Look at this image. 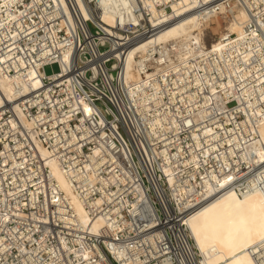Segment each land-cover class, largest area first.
Segmentation results:
<instances>
[{
	"label": "built area",
	"instance_id": "1",
	"mask_svg": "<svg viewBox=\"0 0 264 264\" xmlns=\"http://www.w3.org/2000/svg\"><path fill=\"white\" fill-rule=\"evenodd\" d=\"M14 1L7 10L0 0V75L35 72L40 85L0 107V264H190L185 222L204 202L195 197L205 180L229 171L218 172L224 154H206L209 143L199 139L198 148L191 134L208 126L232 143L246 119L240 104L229 94L195 121L184 104L192 96L200 101L206 89L192 85L195 73L177 81L160 72L146 83L148 102L130 97L123 70L128 51L171 23L143 27L136 3L122 9L124 0H80L83 17L76 0ZM229 3L245 10L250 47L235 35L223 42L252 52L246 65H262L261 76L264 0H212L205 7L219 13ZM157 8L170 13L164 5ZM104 13L113 17L111 24ZM226 19L236 21V12ZM162 55L164 60L156 53L148 61L170 70L169 57ZM208 62L211 77L221 80L222 61ZM53 65L58 71L46 75ZM256 79L254 71L244 85L251 93L248 104L264 93V80L257 85ZM258 109L264 113V102ZM51 160L73 173L70 184L90 219H104L98 233L74 221L46 166Z\"/></svg>",
	"mask_w": 264,
	"mask_h": 264
},
{
	"label": "bare ground",
	"instance_id": "2",
	"mask_svg": "<svg viewBox=\"0 0 264 264\" xmlns=\"http://www.w3.org/2000/svg\"><path fill=\"white\" fill-rule=\"evenodd\" d=\"M1 1L7 10L15 2ZM139 1L140 4L137 0H124L121 8L124 9L127 2L136 3V8L140 10L139 17L143 18V27L148 23L153 27L168 21L171 23L128 51L123 70L124 84L129 96L142 99V103L148 102L149 97L144 88L150 78L160 72L174 74L177 81H184L190 73H195L192 85L199 87L201 91L206 88L200 101H196V98L200 97L192 96L188 102H184L194 114L195 121L210 115L211 110L219 104L223 105L229 94L240 104L246 118L241 123L242 131L233 133L232 143L230 140L222 142L221 135L208 126L191 134L197 139L198 148L202 144L199 139L209 143L210 149H205L206 154H209L210 150L224 154L221 155L224 166L220 165L218 172L224 173L227 168L229 171L219 178L205 180L202 194L195 197L196 203L204 202L185 222L186 235L183 243L188 252V261L190 264H264V113L258 109V102H264V93L258 91V98L253 104H248L246 100L251 98V93L244 88L254 71L257 85L264 80V74H258L263 67L260 65L250 69L246 63L252 52H242L238 44L223 42L230 35H235L237 40L244 41L246 47H250V33L244 29V23L247 21L245 10L236 3H229L228 7L221 5L219 13H215L205 7L212 0ZM76 4L82 16L86 17L80 0H76ZM158 5L169 7L170 13L164 14L165 9H158ZM126 11L130 13L129 10ZM232 12H236V21L226 19V15ZM143 13H146L148 21ZM103 15V20L111 24L113 17L105 13ZM214 23L220 26L218 38L215 39L214 35L211 43L205 45L206 28ZM162 51L169 57L170 70H163L157 65L158 61H155L156 65L148 61L150 56L156 53H160L159 60H164ZM210 59L216 63L222 61L225 68L218 65V77L221 80L211 77L213 69L208 62ZM241 62H244L240 64L242 69L238 64ZM148 68H151V71H145ZM196 71L203 72L199 78L201 81ZM141 74H144L146 80ZM39 85L40 81L35 72L28 73L26 77L5 78L0 75V107L5 103L14 105L18 99ZM239 89H242L241 94L237 92ZM254 105L255 111L247 110ZM249 111L252 116H249ZM15 112L21 117L17 110ZM250 117L255 120L251 121ZM247 122L251 127H246ZM225 145H229V148H225ZM38 149L43 158H48V153L43 147L38 146ZM205 153L201 154L202 157ZM224 157H229L231 161L228 162ZM196 159L198 160V157ZM46 166L62 197L70 206L74 221L90 233H98L97 230L104 223V219H90L70 184V176L73 173L64 171L56 161H46ZM211 180L214 183H211Z\"/></svg>",
	"mask_w": 264,
	"mask_h": 264
},
{
	"label": "rangeland",
	"instance_id": "3",
	"mask_svg": "<svg viewBox=\"0 0 264 264\" xmlns=\"http://www.w3.org/2000/svg\"><path fill=\"white\" fill-rule=\"evenodd\" d=\"M206 29H207V30H206V31H207V32H206L207 40L205 41V45H208V44L211 43V40L213 39L214 35H215L214 38L217 37V34H218V32L220 31V26L218 25V23H217V24L214 23V24H212V25H210V26H207ZM90 30L93 31L92 27H90ZM57 71H58V69H57V67H56L55 65H53V66H51V67H46V68L44 69V73H45L46 75L54 74V73H56Z\"/></svg>",
	"mask_w": 264,
	"mask_h": 264
}]
</instances>
